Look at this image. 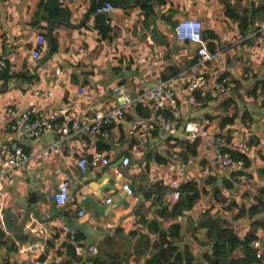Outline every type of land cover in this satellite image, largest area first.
Wrapping results in <instances>:
<instances>
[{
  "label": "crops",
  "instance_id": "0c3cea01",
  "mask_svg": "<svg viewBox=\"0 0 264 264\" xmlns=\"http://www.w3.org/2000/svg\"><path fill=\"white\" fill-rule=\"evenodd\" d=\"M97 1L0 0V54H13L18 61L16 71L10 70L4 77L0 75V144L15 138L8 129L12 117L8 109H24L33 90L42 94L52 92L48 111L66 108L73 119L88 122L94 112L118 106L115 88L122 86L132 98L139 100L127 110L132 120L138 117L139 102L148 109L144 92L170 76L164 82L177 93L182 123L197 121L204 129L228 139H257L255 152L248 154L251 166L247 171L254 175L248 185L237 183L230 169L214 165L212 148L205 140H200L197 155L185 163V182L194 180L203 185L204 179L214 178L207 189L210 193L217 189L218 200L211 194L203 196V205L212 204L215 211H219L217 217L225 219L230 227H238L240 233L247 231L250 223L264 214L251 216L248 213L247 217L235 221L230 205L243 203L249 210L258 189L264 185V177L257 173L264 161L256 154L259 148L264 156V108L261 107L264 95L259 93L256 99L247 95L257 81L264 80V35L255 34L253 29L258 22H264L263 13L252 14L251 0H112L116 4L115 11L104 16L101 22L103 15L98 17L99 14L92 11ZM227 4L238 13L247 11L244 37L239 34L238 23L228 17ZM51 13L59 15L60 20L56 19L59 24L56 23L50 36H45L39 57L32 59L30 51L35 45L37 21L45 17L53 23ZM184 18L199 20L206 45L213 44L216 49L208 66L200 60L193 64L194 59H198L196 44L176 39L174 28ZM67 21L71 25H66ZM108 28L111 30L106 31ZM207 32H212L214 37L206 39ZM53 41L57 46L54 51ZM55 70L60 73L55 74ZM175 70L179 73L171 77ZM206 73L211 79L225 74L236 81L237 86L228 94L211 92L200 102L188 103L183 74ZM80 87L84 88V93L79 97ZM226 99L236 102L239 117L243 113L248 116L245 122L239 119L223 129L216 119L206 116H218L219 105ZM127 117L121 125L107 128V138L88 140L79 136L61 144L63 151L66 144L74 145L76 157H88L100 151L110 158L107 166L88 167L82 172L75 164L76 157L66 158L63 153L41 155L43 147L59 138L55 133L44 134L26 144L25 149L30 154L27 167L9 178L0 175V264H65L69 258L63 247L68 243L67 234L76 236L74 242L84 246L82 258L102 252L123 257L127 264L144 263L147 257L135 258L134 239L139 233L147 232L145 219L159 220L158 211L170 202L163 189L160 195L155 189L160 187L164 171V152L181 145L182 127L172 138L156 131L149 144L142 146L128 135L131 120ZM124 157L131 160L127 167L121 165ZM225 179L230 181V188L224 187ZM63 180L69 182V196L64 205L57 206L50 194ZM93 181L95 190L87 187ZM123 184L130 185L134 194H119ZM149 189L153 191L155 204L144 219L141 212L150 205L144 191ZM83 198L89 200L82 204ZM107 198L111 199L110 205L105 204ZM5 213L11 220L15 219L16 228L27 215L22 233L6 232L2 221ZM64 219L86 225V228L71 231L62 223ZM159 222L162 228L173 223ZM179 222L182 230L177 246L183 248L184 244L192 242L189 240L192 228L186 218ZM128 240V254L114 252ZM154 240L156 237L152 238ZM93 247L97 248L95 253H92ZM193 250L195 256L202 252Z\"/></svg>",
  "mask_w": 264,
  "mask_h": 264
},
{
  "label": "built area",
  "instance_id": "2783aa9c",
  "mask_svg": "<svg viewBox=\"0 0 264 264\" xmlns=\"http://www.w3.org/2000/svg\"><path fill=\"white\" fill-rule=\"evenodd\" d=\"M115 11V6L109 1H103L96 9V13L108 16ZM35 45L30 51L32 59H37L40 54L41 46L45 42V35L50 31V22L47 18L41 17L36 24ZM175 37L181 42H191L197 45V56L202 63L211 62L213 55L209 52L203 37L202 23L194 18H184L180 20L174 28ZM254 33L264 35V22H258ZM143 61V59H142ZM6 67L16 71L18 61L15 55L0 54V72ZM60 70H55L59 74ZM183 80L188 90V103H197V97L206 98L209 93L215 95L228 94L236 88L234 80L222 74L215 79L206 77L204 74L191 75L183 74ZM84 93V88L78 89L77 95L80 97ZM119 104L118 106L108 109L99 110L93 113L88 122H79L71 117L66 108L56 110H47V104L52 96V92L42 94L38 90L30 92L26 106L21 111L8 109L12 116L8 124L9 131L15 135L10 141L0 144V175L2 177H12L15 173L25 169L30 161V154L26 151L27 143L37 140L47 133H55L59 138L41 150V155H58L64 154L66 158L76 157L77 151L71 143L65 145L64 151L61 144L67 140L85 136L88 140H96L108 137V127H117L121 125L128 109L139 100L132 98L124 87L115 88ZM143 98L148 106L149 116L147 118L136 117L128 122L127 133L140 145L149 144L151 135L156 131H161L169 137L177 136L179 129L182 127L181 141L183 144L193 143L197 139L205 140L212 148L213 163L215 166L230 169L240 166L241 161H236L231 153L223 148L240 152L243 155L249 154V147L244 141L232 139L229 144L225 142L226 137L217 135L201 127L197 121H187L182 123V112L179 106L177 93L166 82H158L143 94ZM166 164L164 171L160 176V185L163 187L164 196L170 202L179 200L182 193L180 187L186 180V166L181 160L179 151L166 149ZM131 160L124 157L121 165L127 167ZM75 164L80 171H85L88 167H97L99 165L107 166L110 164V158L102 152L97 151L92 155L80 156L75 158ZM118 175L121 172L115 169ZM205 173L203 172V175ZM124 193L133 195V188L128 184H123L119 194ZM69 196V182L63 180L59 182L56 191L50 194L51 199L57 206L66 203ZM106 205L111 204V199L105 200ZM67 231V228H63ZM74 237H71L73 240ZM255 256L258 260H264V248L260 240L253 243ZM84 246L74 242V252L77 256L82 257ZM97 251L96 247L92 248V253ZM42 264V263H41Z\"/></svg>",
  "mask_w": 264,
  "mask_h": 264
},
{
  "label": "trees",
  "instance_id": "16d2710c",
  "mask_svg": "<svg viewBox=\"0 0 264 264\" xmlns=\"http://www.w3.org/2000/svg\"><path fill=\"white\" fill-rule=\"evenodd\" d=\"M105 0H98L92 6V11L96 12L97 7ZM112 3L115 7V1L107 0ZM242 0H235V2H240ZM254 16L256 13H263L264 15V0H251ZM227 15L231 21L238 23L239 34L244 37L247 32L245 25L247 24V11L242 10L240 13L236 12L233 6L227 4ZM236 16V17H235ZM100 17V15H98ZM50 18L53 23H50V31L46 35L50 36L51 30L56 27V19H59V15L51 13ZM104 16L100 17V21H104ZM50 22V19H48ZM60 20V19H59ZM59 24V23H57ZM66 25H71L68 21L65 22ZM253 29H256L253 28ZM110 31L111 28L106 29ZM206 39L213 38L214 34L212 32H207ZM45 35V36H46ZM207 48L211 54L216 52L213 44H207ZM53 51L57 49L55 41L52 44ZM199 58H195L193 64H198ZM210 62L203 63L208 66ZM10 69L6 67L2 72L1 76L9 74ZM179 71L175 70L172 72L171 77L176 76ZM209 78V75L204 74ZM226 76L225 74H222ZM170 76L164 77L163 80L167 81ZM236 83V81H235ZM237 86V84H236ZM262 93L264 95V80L257 81L247 95L249 97L257 98V95ZM200 98L197 97V102H200ZM202 101V100H201ZM143 102H139L136 106L139 113L138 117L147 118L149 116L147 107L143 106ZM261 107L264 108V98L261 101ZM219 115L209 117V119H216L220 128H226L234 125L237 120L241 122L246 121L248 114H242L239 117L237 111V104L234 100L226 99L219 105ZM145 112V113H144ZM129 120H131L130 115L126 114ZM208 119V118H207ZM172 138V137H171ZM201 139L195 140L190 144L181 143L177 149L173 151H179L182 162L185 164L189 158L195 157L197 155L198 146ZM232 138H226L225 142L230 143ZM240 140V139H239ZM202 141V140H201ZM242 141V140H240ZM249 147V155L255 150L254 147L257 144V139L255 137L251 138L249 141H244ZM225 151L231 153V156L236 161H241L240 166L230 168L231 176L234 177L237 183L243 185L251 183L254 180L253 173L247 171L250 168L251 162L249 155H243L240 152L229 149L227 147L223 148ZM258 157L264 161V156L262 155L260 149L256 150ZM166 164V160L163 162ZM257 173L264 177V166L259 168ZM214 182V178H206L203 180V185L198 181H186L180 187V192L182 193L179 200L175 202H168L162 205V208L157 213V218L159 220H169L173 221L167 228H162L158 219H145V213L151 210V205L155 204V199L153 196L152 189L144 191V198L149 200L150 205L141 212L142 217L145 219L144 228L146 233H139L135 240V258L137 260L143 259V264H264V260H258L255 256V248L253 242L260 240L264 248V215L256 220H253L247 231L240 233L237 228L230 227L225 219L217 217L219 211H215L213 205L202 203L203 196H209L210 194L218 200L220 195L217 189H214L212 193L207 189ZM229 180H224V187L230 188ZM163 187L160 185L155 191L160 195ZM233 212V220L238 221L247 217L248 213L251 216L264 214V185L261 186L257 195L253 198V204L247 209L246 205L243 203H232L230 205ZM181 218H186L189 228L192 231V242L191 246L199 249L200 255L195 256V252L189 244H184L183 248H179L177 245L181 238L182 226L179 222ZM200 231V232H199ZM199 233V234H198ZM2 233H0V239ZM55 237H58L56 235ZM71 234H67L66 239L67 244H64V252L69 257L65 260V264H127L118 255L106 254L99 252L95 255L88 256L87 258L79 257L74 252V241L71 240ZM156 237V240L152 241V238ZM62 254V252H61Z\"/></svg>",
  "mask_w": 264,
  "mask_h": 264
},
{
  "label": "water",
  "instance_id": "95a60500",
  "mask_svg": "<svg viewBox=\"0 0 264 264\" xmlns=\"http://www.w3.org/2000/svg\"><path fill=\"white\" fill-rule=\"evenodd\" d=\"M121 159H122V157H121ZM87 187L91 188V190H95V187H96L95 182L94 181L90 182ZM88 200H89V198H83L82 204H85ZM8 217L9 216L7 215V213H5L3 215V218H2L3 225H4L6 232H11L12 234H14V231H17L18 234L22 233V230L24 229V225L27 222V215L24 217V220L22 221L19 228H16V226H15V223H16L15 219L11 220ZM62 223L64 224V226L68 227L71 231H75V230H79V229L84 230L86 228V225H78V224L70 223L66 219H64L62 221Z\"/></svg>",
  "mask_w": 264,
  "mask_h": 264
},
{
  "label": "rangeland",
  "instance_id": "374dc122",
  "mask_svg": "<svg viewBox=\"0 0 264 264\" xmlns=\"http://www.w3.org/2000/svg\"><path fill=\"white\" fill-rule=\"evenodd\" d=\"M214 210H215V208H214ZM235 228H237L238 231H240V229L238 227H235ZM189 238H190L189 240L192 239V237H189ZM104 249H105L104 247L103 248L101 247V250H104ZM98 251H99V248H98ZM114 252H118L120 254H122L123 252H126L128 254L130 252V240L124 241L123 243L118 245V248Z\"/></svg>",
  "mask_w": 264,
  "mask_h": 264
}]
</instances>
